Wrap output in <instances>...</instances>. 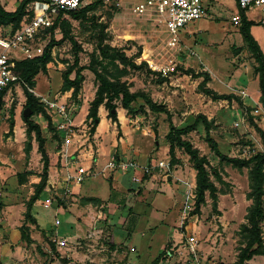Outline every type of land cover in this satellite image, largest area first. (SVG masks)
<instances>
[{"label":"rangeland","instance_id":"rangeland-1","mask_svg":"<svg viewBox=\"0 0 264 264\" xmlns=\"http://www.w3.org/2000/svg\"><path fill=\"white\" fill-rule=\"evenodd\" d=\"M6 1L15 3V7L19 4V0ZM201 2L206 10L205 16L188 22L185 28L178 32L179 42L175 45L170 43L173 36L163 27L159 17L151 8L148 7L142 13L133 12L134 5L146 4V0H102L86 13V17L80 19L63 14L62 18L68 19L70 23L69 34L75 44L70 39L62 38L59 26L43 35L45 47L52 43V59L47 64V72H39L34 77L35 86L30 90L38 97L46 99L57 97L58 100L66 103L67 110L69 109L72 117H75L81 105L86 107L88 105L89 109L90 102L95 96L98 82L91 71V68L95 67L109 78L126 83L130 91H142L157 103L167 107L176 127H184L192 123L197 113H205L207 117L213 118L210 134L224 155L248 158L263 151L264 143L258 122L248 114L242 123L241 116L246 107L241 106L237 100V98L241 99L242 102L245 99V102L249 103V110L246 108L248 113L256 101L257 104L262 105L259 101L260 90L257 74L254 71L257 62L239 32V25L232 21L233 15L240 14L236 0H201ZM34 7L32 2L27 4L28 16L26 14L22 21L32 15ZM248 17L256 20L259 15L250 11ZM255 26L259 27L260 31L257 30V33L264 52V27L259 24ZM10 31L11 26L1 27L2 33ZM100 43L120 49L128 60L132 59L137 64L145 61L147 67L154 72H148L144 67L135 69L129 64L118 62L117 65L110 64L98 50ZM75 56L78 58L77 63L74 62ZM166 65H174V69L163 75L160 68ZM71 67L73 69L70 74L71 78L74 77L75 70L83 68L84 79L75 97L72 96V90H61L62 74ZM187 69H193L199 73L207 72L210 76L207 86L222 93L224 91L226 94L233 93L236 95L235 98L220 102L199 95L198 84L203 77L194 78L185 73ZM240 90H245L247 93L245 98H241ZM252 99H255V102ZM2 100L3 106L0 110V264H69L72 261H74L73 264H79L71 257H67L65 250L59 249L52 240H48V215L52 219L51 222L55 219L51 209H42L45 212L43 215L37 213L39 222L36 225H30L27 221L31 227L28 231L30 237L33 235L36 240L27 243L20 238L19 228L25 221L26 205L33 194L34 183L39 181L42 160L37 150L34 133L32 137H28L25 133L23 111L26 108V98L22 82L6 89ZM114 103L115 110L121 107L119 100H115ZM140 103L142 100L139 99L133 104L134 109L140 110L127 118V127L125 126L126 136L123 137L129 149L128 155L131 154L127 158H132L134 151H138L137 153L149 155L147 163H156L162 159L166 161L167 156L164 150L168 147L166 133L169 130V119L165 113L153 112L146 105L143 108L139 107ZM233 103L235 108L231 106ZM42 105L45 106V104ZM44 109L51 121L55 120L57 116L55 114L51 116V111L48 113V108L44 107ZM104 111L108 114L106 108ZM31 114L32 110L29 116ZM30 117L41 125L46 138L45 148L49 155V164L53 167L49 178H53L54 182L55 180L60 181L57 171L62 174L59 169L63 168L64 177L67 171L61 163L62 157L59 156V151L63 147L62 139L49 131L46 127L47 118L42 113H34ZM11 120L14 126L10 131ZM235 121L240 124L235 126ZM75 122H78V119ZM261 124H264V120ZM74 129L78 130L80 135L85 134L82 138L88 137L86 143L92 141L89 122L85 124L83 121L77 127L74 126ZM106 130L105 126L101 128V133H103L101 152L114 150L111 145L112 140L122 136L119 127L116 130L117 137L113 134V128L110 129V133L108 130L106 133ZM183 137L209 157L211 173L215 169L219 171L222 178L229 176L235 183L233 191L230 182L219 183L211 174V179L224 192L219 195L222 196L221 210L224 211L227 226L224 224L225 219L221 218L218 211L212 208V199L209 195L206 196L207 200L201 206L199 214L192 215L189 210L184 214L185 197L178 191L180 197L173 200L171 192L166 189L162 192L164 188L162 185L159 188H162L161 192H156L155 197H153V192L144 194L149 199L143 198L142 209L145 214L141 224L136 223V219L133 218L124 219V225L116 221L115 231H119V236L124 238L126 231L129 230L134 232L133 236L136 238L145 232L143 240L152 236L150 254L154 257L162 245L169 240L170 230L180 222L179 231L183 233L182 237L186 234H194L200 244H205V251L208 250V246L213 248L206 256L207 261L213 264H233L239 239L237 231L241 223L245 221L246 210L251 202L249 200L246 204L245 196L249 190L247 177L249 169L239 170L232 167L228 161L220 160L205 141V129L202 125L198 130L191 131ZM29 142L31 149L26 153L25 147ZM69 152L74 156L73 160H78L77 152L70 149ZM176 156L179 162L169 166L166 172L159 173L164 176L173 170L181 169L186 178L191 181V168L193 167L189 156L181 149H176ZM186 178L180 179L182 182L180 184L188 182ZM92 179L96 178H88V180ZM134 183L137 185L136 182ZM175 183L177 182L174 181V185ZM63 186L58 189L60 196L55 195L56 203L54 204L56 205L63 203V200L58 197L65 199L66 195H70L66 189H70L72 184L65 180ZM184 187L186 191V186ZM194 187L191 186V191H194ZM152 198H154L153 205L155 206L153 208L149 206ZM118 208L120 209V206ZM32 213L36 217L34 210ZM122 216L126 217V213ZM58 218L63 217L60 214ZM97 221L99 222H97V227L101 228L97 236H93L94 238H90L88 242L81 240V244L76 246L97 249L98 254L104 257L107 254L106 247L109 249L111 245L112 225L106 219ZM262 235L264 238V223ZM51 242L55 245V251L51 248ZM4 243H8V246ZM258 263H264L263 256H255L250 260V264Z\"/></svg>","mask_w":264,"mask_h":264},{"label":"trees","instance_id":"trees-1","mask_svg":"<svg viewBox=\"0 0 264 264\" xmlns=\"http://www.w3.org/2000/svg\"><path fill=\"white\" fill-rule=\"evenodd\" d=\"M32 1L36 0H21L19 4L13 11H7L4 9L0 1V28L11 26V31L14 32L19 26L26 13V6ZM97 2L87 4L79 9L70 10L67 12H60L55 19L52 27L48 31H53L56 27H61L62 38L70 39L74 42L71 35L69 34L70 23L68 19L62 18L63 14H68L74 19H80L86 17V13L93 9L98 3ZM241 23L239 24V32L242 35L247 48L252 53L257 64L254 66V71L257 74L258 86L260 90L259 101L264 106V53L262 52L258 42L253 37L250 27L257 24L254 20L248 19L245 13L240 10ZM51 45H47L41 56L35 57L33 59H24L16 61L15 72L22 79V89L26 98L25 107L32 110L34 113H42L47 118L46 127L49 131H52L54 135L61 138L59 131L56 126L52 123L49 115L46 113L41 101V98L35 96L30 90L35 86L34 77L39 73L47 72V64L51 61ZM98 50L101 56L105 57L106 60L112 64L117 65L129 64L135 69L146 68L148 72H154L147 67V63L142 61L137 64L132 59H127L126 55L118 48L111 47L108 44L100 43ZM138 56V55H137ZM77 56H75L74 62L77 63ZM72 67L64 71L62 74L63 84L61 87L62 91L72 90V96L75 97L80 89L81 82L84 79L82 74L83 68L75 70L74 77H70L72 73ZM93 72L98 85L96 87L95 96L90 102L86 120L89 122L90 134H93L96 126L98 125L100 118L98 115V108L103 105L106 110H108V118L112 122L117 124L119 127V122L117 119L115 100L120 101L121 107L127 110V113L134 114L137 110L134 109V103L139 99L142 103L139 107L143 108L144 105L156 113H165L169 119V130L166 133V139L168 142V155L170 166H173L179 162V158L176 156V149H181L185 154L189 156V160L192 163V167L195 170V200L194 207L190 211L192 215L199 214L201 206L206 202V196L212 199V208L217 211V202L219 193H224L221 188H218L216 183L211 179V174L214 176L215 180L219 183L224 184L226 181L222 178L219 171L215 170L213 173L210 172V162L205 154H202L200 150L193 146V144L183 136L189 134L191 131L198 130L200 125L205 129V141L209 145V148L214 154L219 157L220 160L228 161L232 167L237 169L248 168V187L249 190L246 193V199L250 200V204L247 207L245 214V221L241 223L237 234L239 235L236 259L233 264H250L249 261L255 256H263L264 258V238H263V223H264V150L257 152L248 158L240 157H228L221 153L218 148V143L210 134L213 121L208 120L207 117L202 113H197L194 116L192 123L184 127H176L171 120V113L167 107L157 103L150 96L142 91H130L126 83L117 81L114 78H109L105 73H103L98 68L92 67ZM186 74L191 75L194 78L203 77L202 81L198 84V89L200 92L209 96L213 101L218 100H231L235 98L233 93H218L214 89L208 87L206 84L210 80V76L207 72H195L193 69H187ZM165 80V79H163ZM5 91V90H4ZM4 91L0 92V110L3 106L2 96ZM240 105L244 106L243 103L238 99ZM249 110V106H246ZM31 114V115H32ZM30 115V116H31ZM23 117L25 123V133L28 137H32L34 133L35 140L37 142V150L41 155L42 160V171L39 175V181L34 185L33 194L30 196L26 211L24 214L25 221L20 226V238L21 240L31 243L33 239L29 234V225L37 224V221L32 213L34 202L40 198V194L47 187L48 170H49V156L45 148L46 138L43 135V129L41 125L36 123L31 117ZM14 122L10 121L9 127L10 131L13 129ZM54 128V129H53ZM53 129V130H52ZM261 137L264 143V133L261 129ZM62 139V138H61ZM31 149L30 142L26 145L25 150L28 153ZM149 176H144L147 179ZM52 250L55 251L54 243H50ZM64 261V259H62ZM264 264V263H262Z\"/></svg>","mask_w":264,"mask_h":264},{"label":"crops","instance_id":"crops-1","mask_svg":"<svg viewBox=\"0 0 264 264\" xmlns=\"http://www.w3.org/2000/svg\"><path fill=\"white\" fill-rule=\"evenodd\" d=\"M0 1L4 9L7 11H13L16 8L15 3L13 2L6 0ZM20 1L21 0H19V2ZM248 19L250 18L248 17ZM256 28L257 27L255 25H252L250 27V31L263 52L262 46L259 43V34L257 33L259 27L257 29ZM259 31L260 30H258V32ZM208 87L214 89L218 93H222L211 86ZM223 93H225V91ZM199 95L206 96L202 92H199ZM207 97L209 98V100H212L209 96ZM252 100H254L255 102V99ZM218 101L223 102L225 100ZM242 103L244 105L250 106L248 105V102H245V99L242 101ZM255 103L257 104V101ZM255 103L254 105H256ZM231 106L232 108H235L234 103ZM67 111L68 116L74 126L77 127L83 121L85 122V124L88 123V121L86 120L88 105L87 107L81 105L79 113L75 117H72V113L71 111H69V109ZM116 113L119 122V130L122 133V136L117 137V124L115 122H112L110 118H108L107 112L104 111V106H100L98 108L100 121L96 126L94 133L90 136L92 141H88V143H86L88 137L82 138V136H84L85 134L80 135L78 134V130L75 131V135L73 136L71 141L72 145L69 148L70 150L77 152L76 158L78 160H75V163H80L86 167L90 166L94 169L93 171L99 172L105 166L106 161H108L113 155L122 157L131 156V154L128 155L129 149L126 144V139L123 136H126L125 126L127 127V118L131 117L132 114L127 113V110L123 107L117 108ZM202 114L205 115V113ZM76 119H78V122H75ZM207 119L211 120L213 118L207 117ZM57 120H59V118L55 117V120L52 121L55 126V122ZM103 126L106 127L109 133L111 131L110 129L113 128V134L117 137L111 142L114 150L110 152H101V142L103 140V133H101V128ZM167 149L168 147H165L164 150L167 156L166 160L169 159L167 155ZM137 152L134 151L132 158H137V161L141 164L147 163L149 160V155ZM202 154H205V152ZM207 158L209 160L208 156ZM49 168L50 172L48 170L47 179L48 185L40 194V198L37 199L33 204V210L34 213H36V217H34L36 221L39 222L37 213L43 215L44 211L42 209L45 210V208H48L53 211V214L55 216L54 222H51L52 219L48 215V240H52L54 242V239L65 238L67 241L65 245L58 246V248L61 250H65L67 257H71L79 264H86L88 262H90L91 264H196L191 259H188L184 253H182L181 255H177L174 253L172 257L167 259L163 257L164 251L167 250L166 248L171 249L173 246H176L178 241L183 236V233L181 234V232L179 231V227H181L180 222H178L177 225H174L170 230L169 240H167L166 244L162 245L161 249L154 257L150 254L152 236H150L149 239L143 240V237H145V232H142L140 237L136 238L135 236H133L134 232L132 230H129L126 231L125 238L120 237L119 231H115L116 229L114 224L117 221L118 223L124 225V219L126 220L128 218H133L134 220L136 219V223L141 224L142 218L145 214L144 209H142L143 198H145L146 200L149 199V197L146 198L144 194L153 192V197H155L156 192H161L162 188H159L162 185H164L162 192H164V189L171 192L173 200H176L178 197H180L178 195V191H180L181 195L185 197V185L184 183L180 184V179L186 178V176L183 174V170H173L171 171V173H168L164 176H162L161 173H155L149 176L147 179H143V182L137 183V185H135V183L131 180L133 171L122 172L104 170V172L101 174H96L89 177L96 179H86L80 184H72V186L70 187V195H66L64 197L65 199L58 197V199L63 200V203H58L56 205L54 204V202L56 203V200L54 199L56 197L55 195H59L58 189L64 187V169H59L60 173L62 172V174H59V172L57 171L58 176H60V181L55 180L54 182L52 181L53 178H49V176H51V170H53L51 164H49ZM191 169V181L187 178L186 179L189 180L188 183L190 185L195 186L196 172L193 168ZM136 174L139 175V172L137 171ZM223 179L226 182H230L232 184L231 187L234 191L235 183L229 178V176L223 177ZM174 181H176L178 184L175 183L174 185ZM221 197V195H218L217 211L220 217L225 219L224 224H226L227 226V219L225 218L224 211L221 210ZM123 199H125L124 202ZM153 202L154 198H152V200L150 201L151 204L149 206H151V208L155 207L153 205ZM248 203L249 200H246V204ZM119 206L120 209L118 208ZM123 213H126V217L122 216ZM60 214L63 217L61 219L58 218ZM114 218H116V220H114ZM100 219H106L108 222H110V225H112L110 232L111 245H109V249H107L106 247L107 254L104 257L98 254L97 249H89L85 246H76L78 244H81V240L84 242H88L90 238H94L93 236H97V232L101 231V228L97 227V220ZM209 235L211 236L210 232ZM31 238L33 240H36V237H33V235ZM7 244L8 243H4V245L8 246ZM200 245V264H213L211 261L206 260L207 254H209L211 249L213 248L208 246V250L205 251V244ZM60 260L63 261L62 258H60ZM73 262L74 261L70 262L69 264H73Z\"/></svg>","mask_w":264,"mask_h":264},{"label":"built area","instance_id":"built-area-1","mask_svg":"<svg viewBox=\"0 0 264 264\" xmlns=\"http://www.w3.org/2000/svg\"><path fill=\"white\" fill-rule=\"evenodd\" d=\"M97 1L99 0L32 1L35 5L32 15L22 21L14 32L2 33L0 28V92L22 82L21 77L14 69L16 61L33 59L42 55L45 49L42 37L52 27L60 12L76 10ZM236 3L239 10H242L247 17L250 11H254L259 15V18L254 21L264 27V0H236ZM148 7L155 12L163 27L173 36V40L170 41L173 45L178 44L179 39L177 40V34L181 29L185 28L188 22L200 19L206 14L201 0H146V4H136L132 10L135 13H142ZM232 21L239 25L241 23L240 14L233 15ZM173 69L174 65H166L160 68L163 75ZM240 96L241 98L247 96L245 90H240ZM40 98L45 104V108H48V113L51 111V116L55 114L59 118L55 122L63 145L59 151V156L62 157L61 163L67 170L65 180L71 184H80L91 176L103 173L104 170L133 171L131 176L132 182L142 183L144 176H151L163 171L166 172L169 169V159L166 161L159 160L156 163L141 164L136 159L116 155H113L99 172L93 171L90 166L86 167L80 163H75L76 161L73 160L74 156L69 152L71 140L75 135V129L68 116L66 103L58 100L57 97H53L52 99ZM246 106L244 105L243 107L245 108ZM248 114L253 116L264 133V124H261L264 120V106L256 104L249 113L245 108L241 116L242 123ZM239 124L238 121L234 122L235 126ZM244 152H247V150H244ZM137 171L139 175L136 174ZM184 185L186 186V194L183 213L186 214L188 210L190 212L194 207L195 193L191 191L192 185L187 181L184 182ZM66 191L70 193V189L67 188ZM66 242L65 238L54 239V243L57 246H63ZM166 249L163 254V257L166 259L172 257L174 253L177 255L184 253L188 259H191L196 264H200V241L194 234H186L178 241L176 246Z\"/></svg>","mask_w":264,"mask_h":264},{"label":"water","instance_id":"water-1","mask_svg":"<svg viewBox=\"0 0 264 264\" xmlns=\"http://www.w3.org/2000/svg\"><path fill=\"white\" fill-rule=\"evenodd\" d=\"M31 113V110L29 108H25L23 111V116L24 117H29V114Z\"/></svg>","mask_w":264,"mask_h":264}]
</instances>
